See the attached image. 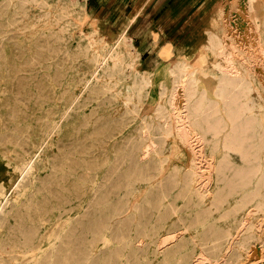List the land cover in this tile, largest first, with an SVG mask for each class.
Returning a JSON list of instances; mask_svg holds the SVG:
<instances>
[{"label": "bare ground", "instance_id": "obj_1", "mask_svg": "<svg viewBox=\"0 0 264 264\" xmlns=\"http://www.w3.org/2000/svg\"><path fill=\"white\" fill-rule=\"evenodd\" d=\"M87 1L0 0V264H247L264 250V0H206L204 41L159 80L128 27L84 31Z\"/></svg>", "mask_w": 264, "mask_h": 264}, {"label": "rangeland", "instance_id": "obj_2", "mask_svg": "<svg viewBox=\"0 0 264 264\" xmlns=\"http://www.w3.org/2000/svg\"><path fill=\"white\" fill-rule=\"evenodd\" d=\"M172 1H170V3H168L167 5H171V7H173V10L176 11L177 8L180 7V5L177 8H174ZM182 1H187L189 4H191V10L184 14L181 13L178 16L177 20H175L173 23H168L169 29L164 34V39L159 41L160 44H164L167 42H172L174 44L177 43L175 52L172 47V53L168 58L160 57L159 52L158 59L165 60L166 63H157L153 65L151 62L148 63L146 61L147 58H149L152 54L147 52V54L144 55L146 49H144L140 43L136 42V39L134 38L135 35L138 38L139 31L144 30L141 29L142 24L141 28L139 26L137 27V24H133L131 28H128L129 34L133 38L135 47L141 51L142 58L145 59V61L138 65L139 68H150L158 70V80L164 76L163 70L170 66L176 58L182 56L190 57L192 54H194V49L198 48L200 44L204 41L207 32L211 26V19L215 14L216 3H214V1H212V3L208 4V6L206 7L203 6L206 0ZM140 2L141 0H90L89 2L87 1L86 8L89 14V18H86V22L83 26V29L85 32H88L92 29H98L101 31L99 33V36L103 40H108L111 37V33L113 31L121 33L129 25L131 26V23H133V21L137 19L140 14ZM160 2H162V0H155L153 4L156 3V6L158 7V3L160 4ZM162 4L159 7H161ZM136 15V19L133 20ZM94 19H99L100 23H94ZM146 28L148 29V25ZM154 33L156 40H159L160 36L158 35V33ZM153 51L154 53H156L158 51V48H154ZM252 254H254V252ZM247 264H264V250H262L261 253L251 256Z\"/></svg>", "mask_w": 264, "mask_h": 264}, {"label": "crops", "instance_id": "obj_3", "mask_svg": "<svg viewBox=\"0 0 264 264\" xmlns=\"http://www.w3.org/2000/svg\"><path fill=\"white\" fill-rule=\"evenodd\" d=\"M89 1L90 0H88V2ZM170 1L172 0H162L160 4L158 3V7L156 6V3L155 4L150 3L145 9H143L140 12L137 19L133 21V23H131V26L130 25L128 26V28L129 27L131 28L133 24H137V27L139 26L141 28V24H142L141 29H144V30L142 31L140 30L138 33L139 37L137 38V36L135 35L134 38L136 39L135 40L136 42L140 43L142 47L146 49L144 55L147 54V52L153 55V56L151 55L146 60L148 63L151 62L153 65L157 63L158 64L166 63L165 60L158 59V54L163 46H165L167 43H171L173 45L174 52L177 46V43L174 44L172 42H167L164 44H160L159 42L160 40L164 39V34L169 29L168 23L171 24L175 20H177V19L172 18L173 13L175 12L173 10V7H171V5H167L168 3H170ZM172 3H173L174 8H177L179 5H181L182 0H174L172 1ZM161 4L162 6L159 7ZM149 16H152V17H149ZM147 25H148V29L146 28ZM154 32H157L158 35L160 36L159 40H156L154 36L155 34ZM156 47L158 48V51L154 53L153 49ZM142 59L143 61H145L144 58Z\"/></svg>", "mask_w": 264, "mask_h": 264}]
</instances>
